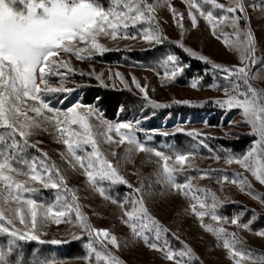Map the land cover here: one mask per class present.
Returning <instances> with one entry per match:
<instances>
[{"label": "snow or ice", "instance_id": "1", "mask_svg": "<svg viewBox=\"0 0 264 264\" xmlns=\"http://www.w3.org/2000/svg\"><path fill=\"white\" fill-rule=\"evenodd\" d=\"M188 2L190 9L197 8L200 15L215 30L217 24L214 21L217 17L214 16L213 11H202L191 0ZM203 3L214 9H220L224 13L219 16V20L221 22L228 21L229 26L233 29L231 35H234L236 40L231 46L234 51L239 53L240 64L225 66L213 63L207 57L198 55L182 44L180 47L191 56L210 64L213 70H219L224 74L223 79L228 84L222 86L221 90L224 91L227 99L215 100L214 103L226 110H241L243 123L250 126L251 129L249 135L256 137L253 141V147L245 155L240 158L230 155L227 157L226 163L231 164L235 161L245 170L251 171L252 176L264 185V163L258 162V166L255 168L248 163L249 159L257 153L258 148L264 149V89H258L250 82L255 78L250 73L256 63L257 41L251 28L241 29L239 23L241 19H247L245 4L243 0H233V3L227 7L222 3H217V0H203ZM253 7L256 6L253 5ZM154 11L155 5L147 3V0H109L107 9L99 3V0H0V129L4 130L0 132V184L4 185L3 189H0V198H2L0 199V236L6 234L9 237L7 251H0V264H10L8 256L13 253V246L18 247V241H38L41 244L49 243L52 245L62 243L57 239L44 241L37 233L43 230L49 220L57 225L61 222L71 223L69 215L73 211H75L77 222L75 226L89 238V242L86 244L89 249V260L92 253H95L97 261L101 259V254L93 246V241L105 247V241L107 244L119 247L115 235L110 234L107 230L96 229L89 223L88 218L80 211L75 192L68 188L66 177L54 164L45 165L42 172L36 170L35 164L29 166L27 172H22L13 167L18 154V152H13V149L20 150V141L16 137L23 138V145L29 146L27 137L31 135L30 130L41 126L36 117H42V120L47 123L55 121V126L61 133L60 140L67 146L68 153L75 160L72 167L75 169L76 165H79V168L83 169V174L87 177L88 183L95 191L122 209L123 217H127L124 223L132 230L134 236L141 238L150 248L164 251L165 258L174 260V264H192L194 254L191 248L185 246L186 250L174 253L167 247V241L163 246L150 242V236L145 234L146 231L153 233L155 239L159 240L161 234L167 232L168 229L150 215L142 191L143 182H141V188H133L125 177L118 172V168L113 166L112 162L105 157L95 137H103L104 141L109 144L120 145L127 141L126 151L128 153H132L134 149L140 152L154 153L156 157L164 161L163 172L157 173V176L162 175L163 179H158L156 182L170 186V188L188 196L192 190L191 180L193 177H187L188 183H179L173 174L174 172L186 171V169L170 166L168 163L171 159L170 156L152 147H147L145 143L138 140L137 131L140 130L138 126L141 123L139 120L134 123L113 124L104 119L100 112L92 106L77 103L61 112L53 110L41 99L40 84H47L49 74L59 68L71 71L68 62H57L52 59L53 57L64 52L72 53L77 59L83 60L90 58L95 52L102 54L108 49L98 42V36L105 35L116 39L118 32L124 30V35L127 38L129 34L126 30L129 27H135L142 21L153 20L152 13ZM172 11L175 16L176 10L172 9ZM189 16L193 27H195L197 17L191 11H189ZM142 35L145 41L156 44L163 43L165 39L158 26L155 32L146 31ZM222 36L227 44L230 34L222 33ZM131 38L135 39L136 37L132 36ZM74 42H84L89 46L80 48ZM85 52L88 53V57L81 55ZM168 59L175 61L176 58L169 56ZM182 72L183 67H174L170 73L166 71L164 76L169 80H175ZM38 79L40 83H37ZM133 83L141 92L145 93L146 97V89L141 87L135 78H133ZM191 87L197 88L198 82L193 81ZM46 90L50 92L70 91L53 88ZM29 100L38 102V106L37 104L29 105L27 103ZM151 103L155 108L166 106L155 102ZM42 110L55 111V115H43ZM29 113L35 115H29ZM93 116L99 121V124L95 126L98 129L95 133L93 132L94 125L89 123V118ZM71 125H79L81 131L73 130ZM100 128L104 130L100 131ZM113 131L119 136L118 141L108 135ZM64 134H67L68 138H65ZM9 138L12 141L11 144L7 142ZM85 145H91L92 150L84 155L78 154L77 149L83 152ZM31 146L35 147V145ZM111 155L115 156L116 153L113 151ZM187 159L188 157L183 154L175 156L176 163L180 165H183ZM6 171L25 175L28 179L23 182L14 180L11 175L5 174ZM210 174L205 173L204 175ZM227 179L228 177L225 176L224 180ZM104 181H109L111 185H125L132 191L129 197L120 202L107 195L104 187L97 186L98 182ZM30 182L39 183L43 189H63V192L57 191L54 203L47 205L38 203L34 198H23L24 193L34 194L38 192L36 187L26 186ZM232 183H237V181L233 180ZM238 183L242 191L246 190L245 185H247V189H251V184L246 178L239 180ZM197 191L206 190L197 189ZM4 192H7V197L3 196ZM69 192L72 193L71 202L68 201L66 195ZM254 198L261 199L260 197ZM192 199L199 203L201 209L199 211L195 204L192 205V210L198 217L210 215L213 221L223 219L216 211L222 202L215 193L212 194L210 204H205L199 196L193 195ZM10 200L16 201L17 204L27 205L28 212L26 215L30 216V220L26 218V215L20 214L19 207L8 206L5 208L2 206L7 205ZM261 202L264 203V199H261ZM125 204H130L132 210H124ZM7 213H11V215L9 216ZM17 217H19V223L23 225V228L16 226ZM238 220L239 217L233 218L231 224L250 230L251 221L240 225ZM202 227L212 232L218 240H223V247L228 250L229 255L235 260V264H240V260L243 259H251L250 251L245 255L244 252L236 249L240 240L235 233H226L223 227L213 228L212 225L203 224ZM256 234L264 237V231ZM225 235L229 236L230 239H226ZM72 238L82 239L83 236L73 234ZM236 257H240V259L237 260ZM103 258L108 264H121L117 257L110 254ZM260 259L264 260V256H261ZM17 264H22V262L17 261ZM39 264H46V262L40 261Z\"/></svg>", "mask_w": 264, "mask_h": 264}, {"label": "rangeland", "instance_id": "2", "mask_svg": "<svg viewBox=\"0 0 264 264\" xmlns=\"http://www.w3.org/2000/svg\"><path fill=\"white\" fill-rule=\"evenodd\" d=\"M200 1L203 0H191V2L196 4L200 10L205 11L201 6ZM147 3L155 5V11L152 13L154 19L151 21H142L135 27H129L126 30L129 34L127 38L124 35V30L118 32L116 39H112L111 36L105 35L97 37L98 42L103 44L108 51L102 54L95 52L90 58H85L83 60L77 59L72 53L60 52L58 56H55L52 59L57 62H68L71 70H86L96 76L102 84L108 87H114L116 89L129 87L152 102L166 105L165 107H162V109L170 108L172 103H175L179 108L200 107L209 103L213 107H217L229 115V120L225 128H209L208 126H203L195 122L186 121H178L177 124H172L173 126L170 122V125L167 126L165 122L162 121L161 128H153L147 131L142 128L140 123L138 126L140 130L137 131V137L142 143L146 144L148 141L153 140L154 135L167 136L174 133H184L187 135L192 133V135L189 136L195 139L217 136L230 137L246 133L249 135L251 129L250 126L243 123L241 110H226L214 103L215 100L227 99L224 91L221 90L222 86L228 84V82L223 79L224 74L219 70H213L210 64L191 56L180 47L182 44L184 47L191 49L198 55L207 57L213 63L225 66L239 65V53L234 51L231 46L236 40V37L231 35L233 29L229 26L228 21L221 22L219 20V16L224 14L222 10L216 9V13L213 11L214 16L217 17L214 21V23L217 24V27L213 30L212 26H210L204 17L200 15V12L197 11V8L190 9L188 0H147ZM217 3H222L226 7L232 4L231 0H217ZM243 3L245 4L247 19H241L239 21L241 29L250 27L257 41V50L255 53L256 63L252 67L250 73V75L255 78L250 82L258 89H264V0H243ZM253 5L256 7L254 8ZM172 9L176 10L175 16L173 15ZM189 11L197 17V25L195 27L192 25ZM157 26L163 37H165L163 43L156 44L155 42L145 41L142 33L146 31L155 32ZM222 33L230 34L227 44L224 42ZM132 36H135L136 38L133 39L131 38ZM241 39H243V36H241ZM74 43L80 48H86L89 46L84 42ZM154 47H161L165 50L166 54L168 53L164 63L152 68L143 66L142 62L139 61H130L129 54L131 52L142 53L147 50H152ZM173 48H177L182 56L187 59L185 63L182 61L183 59L180 60L175 54L170 52ZM120 52L123 53V62H105L106 55L115 57L120 54ZM81 55L88 57L87 52L82 53ZM97 56L100 57V60L98 61L96 60ZM169 56H174L176 58L175 61L169 60ZM190 61L200 63L206 68V71L213 78L211 84L205 86L197 80L198 87L194 89L191 87V83L195 80H187L186 77L180 76V74L176 78L178 79L181 77V80L177 84L176 79L169 80L164 76L166 71L170 73L174 67H183V71L188 69ZM67 71V69L59 68L54 72L57 74L60 72L65 74ZM117 73H119V75H117ZM133 78H135V81L139 83L141 87L146 89V97L145 93L141 92L136 87V84L133 83ZM58 81L59 80L53 78L49 74L47 76V84H40L42 89L41 99L53 110L64 112L69 107L81 103L85 106L96 108L103 116L96 106L84 104L81 100H76L67 108H61L59 105H54L50 99H54V95L61 91L50 92L46 89H65ZM37 83H40L39 79L37 80ZM65 93L69 96L72 94L71 91H65ZM27 103L29 105L37 104L38 106V102L29 100ZM167 111L168 110H166V112ZM42 112L43 115L46 116L55 115V111L47 112V110H42ZM29 115L34 116L35 114L29 113ZM169 117L171 118V115H169ZM36 119L42 124V118L36 117ZM104 119L113 124L135 122L131 119L122 121H111L105 117ZM89 123L94 125L93 132H97L98 129L95 126L99 124V121L95 116L89 118ZM61 127H63V125H61ZM71 128L76 131H81L79 125H71ZM99 130L103 131L104 129L100 128ZM2 131L3 129H0V132ZM30 131L31 135L27 137L29 146L25 147L23 145V138L19 136L16 137V139L20 141V147H23L24 149H35V156L31 158L30 163L35 164L36 170L39 172H42L45 165L50 166L54 164L56 168L60 170L61 174L64 173L67 186L75 192L77 197L76 202L80 205V211L88 218L89 223L96 229L107 230L110 234L115 235L119 243V247L117 248L111 244H107L106 241V247L93 241V246L96 248L97 252L101 254V259L99 261L96 260L95 253H92L90 260L88 256L82 260H71L60 264H90V262L91 264H108L103 257L108 256L109 254L117 257L121 261V264H174V260H168L165 258L164 251L154 250L141 238L134 236L132 230L124 223V220H126L127 217H123L122 209L117 204H113L111 200H106L99 194V192L95 191V189L88 183L87 177L83 174V169H80L79 165H76L75 169L72 167L75 160L68 153L67 146L60 140L61 133L55 126V121L51 123V127L44 133H37L36 128L31 129ZM165 133H167V135H165ZM64 135L65 138H68L67 134ZM108 135H111L116 141L119 140V136H117L114 131L108 133ZM149 137L151 138L149 139ZM95 138L98 140L99 148L104 153L105 157L112 162L113 166L118 168V172L125 177L133 188H141V182H143L142 191L144 193L146 206L149 207L150 215L168 229L167 233L178 238H184L189 243L197 244L200 253H208L211 255H209L211 258V264H235V260L229 255L228 250L223 247V240H218L212 232L207 231L205 227H202V224L212 225L213 228L223 227L225 228L226 233H235L236 237L240 240L239 244L241 245H236L237 250L244 252L245 255H247L245 250L248 247L254 248L259 252L258 254L251 253V259L240 260V264H264V260L260 259L261 256H264V237L256 234L260 231L245 230L242 227L233 225L231 224L233 218L228 219L222 217L223 219L219 221H213L210 215L201 218L192 210L193 204L196 205L198 211L201 210L199 203L192 199L193 195L199 196L206 204V198L208 195L215 193V195H220L222 200L226 203L241 202L244 207L248 208V210L258 213L259 215H264V203L261 202V199H264V185L260 184L259 181L252 176L251 171L245 170L235 161L231 164L226 163L227 158H208L188 153L183 154L187 156L188 159L183 165H180L175 161L176 155H168L171 157L168 161L170 166H174L177 169H186V171L183 172H174L173 174L176 177L178 173L197 171V176L193 177L191 180L192 190L188 196H185L182 192L170 188V186L156 182L158 179H163L162 175L158 177L157 173L163 172L162 165L164 161L156 157L154 153L140 152L135 149L132 153H128L126 151L128 147L127 141H125L124 144L117 145L115 143L109 144L100 136H96ZM255 139L256 137L254 140ZM31 145H35V147H32ZM252 147L253 143L250 148ZM91 150V145H85L84 151L82 152L80 149H77V153L84 155ZM113 151L116 153L115 156L111 155ZM243 155L234 157L240 158ZM258 162L264 163V149L258 148L257 153L248 161L253 168L258 166ZM205 173L211 174L204 175ZM238 173L240 175H237ZM5 174L11 175L14 180H19L21 182L28 179L25 175H17L15 173H8L7 171ZM192 176L186 174V177ZM225 176L228 177L227 180H224ZM245 178L248 183L251 184V189H247V185H245L246 190L242 191L238 181ZM233 180H236L237 183H232ZM182 183H188L187 178L186 181ZM149 185H151V187H149ZM26 186L36 187L38 192L43 191V193L46 194L53 192L54 196L57 191L63 192V189H43L42 185L37 182H30L26 184ZM97 186L104 187L106 189V194L112 199H116L120 194V191L125 193L127 197H129V194L132 191V189L125 185H111L109 181L98 182ZM3 187L4 185L0 184V189H3ZM197 189L206 191H197ZM252 190L255 191L256 195L252 193ZM38 192L34 194L24 193L23 198H34L38 203H44L38 198ZM7 195V192L3 193L4 197H7ZM66 195L68 201L71 202L72 193L69 192L66 193ZM254 197H260L261 199H255ZM54 202L55 200L53 203ZM2 206L5 208L8 206H11L12 208L19 207L21 215H26L28 212L27 205H24L23 203L17 204L14 200H10L7 205ZM124 210L131 211L132 206L130 204H125ZM7 215L10 216L11 213H7ZM26 218L30 220V216L26 215ZM69 218L72 221L71 223L61 222L59 225L49 220L43 230L37 234H39L40 238L44 241H50L52 239L62 241L59 245H64L76 240L88 239L89 241V238L82 234L75 226L77 223L75 220V211L70 213ZM15 223L17 227L23 228V225L19 223V217L16 218ZM238 224L242 225L240 223V218ZM164 233L161 234L159 240H156L153 233L145 232L146 235L150 236V242H155L158 246H163L165 241H167ZM73 234L82 235L83 238L73 239ZM225 238L230 239L227 235H225ZM28 242L41 244L38 241ZM47 244L49 243L41 245ZM167 247L172 250L168 241ZM236 259L239 260L240 257H236Z\"/></svg>", "mask_w": 264, "mask_h": 264}, {"label": "trees", "instance_id": "3", "mask_svg": "<svg viewBox=\"0 0 264 264\" xmlns=\"http://www.w3.org/2000/svg\"><path fill=\"white\" fill-rule=\"evenodd\" d=\"M99 3L105 9L109 7V0H99ZM233 3V0H231ZM202 8L205 11H216L210 5H206L200 1ZM213 9V10H212ZM216 13V12H215ZM171 53L175 54L180 60L183 59L184 63L187 59L182 56L177 48H173ZM168 54V53H167ZM165 50L161 47H154L152 50L145 52L130 53V61L142 62L145 67L155 68L157 65L164 63L167 58ZM105 62L117 63L123 62V53L120 52L115 57L106 55ZM96 60H100L97 56ZM73 67V66H72ZM71 69V68H70ZM53 78L59 80L58 82L63 85V88L71 91V95H67L65 91H61L54 95V99H50L54 105H59L61 108H67L76 100H81L82 103L87 105L96 106L103 116L111 121L122 120H139L141 126L145 130L161 128L162 121L167 126L177 124V122H195L203 126L210 127H224L227 125L229 115L223 110L213 107L211 104H205L200 107H178L172 103L171 107L165 109L162 107L155 108L152 106V101L142 97L138 92L131 88L116 89L102 84L99 79L86 70H71L67 73L50 74ZM180 76H184L187 80H199L203 85L207 86L212 83V76L206 71V68L200 63L189 62V68L184 70ZM181 80V77L176 79V83ZM166 110H168L166 112ZM171 115V118L169 117ZM42 118V117H39ZM41 127L36 128V132H45L51 127V123L41 120ZM173 122V123H172ZM172 125V126H173ZM4 131V130H3ZM254 136L240 134L237 136H224V137H207L203 139H195L184 133H174L167 136L154 135L153 140L148 141L146 145L154 149H158L167 155L175 156L180 154H194L208 158L225 159L228 156H241L251 147ZM11 144V139L7 141ZM13 152H18L16 162L13 167L20 169L22 172H27L28 167L31 166L30 160L35 156V149L20 150L13 149ZM37 154V152H36ZM27 162V163H25ZM64 175V173H62ZM186 174L196 177L197 171H189L177 174V181L182 183L186 181ZM65 176V175H64ZM120 191V190H119ZM255 194V191L252 190ZM40 200L46 205L53 203L55 196L53 192L49 194L38 192ZM256 195V194H255ZM222 202L221 206L217 208V214L221 217L228 219L240 218V223L250 224V231L264 230V215H259L248 208L244 207L241 202L226 203L222 200L220 195H216ZM127 198L125 193L120 191L116 199L123 202ZM212 202V193L206 198V204ZM149 208V207H148ZM153 209V208H150ZM169 246L174 252L186 250L185 246L192 249L194 258L192 264H211L210 254L200 253V249L195 243H189L184 238H178L170 233H164ZM9 237L5 234L0 236V251H7ZM88 239L76 240L64 245H41L35 242L18 241V247L13 246V253L8 256L10 264H17V261L22 264H39L40 261H45L46 264H60L62 262L71 260H82L89 256V249L86 247ZM241 245V244H239ZM258 254V250L248 247L245 252ZM210 255V256H209ZM187 259V258H185Z\"/></svg>", "mask_w": 264, "mask_h": 264}]
</instances>
